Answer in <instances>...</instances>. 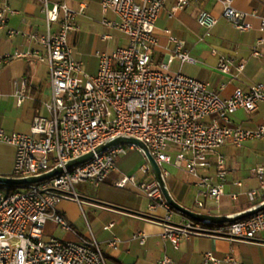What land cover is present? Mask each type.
Masks as SVG:
<instances>
[{
  "label": "built area",
  "instance_id": "built-area-1",
  "mask_svg": "<svg viewBox=\"0 0 264 264\" xmlns=\"http://www.w3.org/2000/svg\"><path fill=\"white\" fill-rule=\"evenodd\" d=\"M45 15L46 32L30 35L41 43L46 52L38 56L49 67L50 98L43 103L48 115L36 114L28 133H6L0 129V143L14 149L11 174L26 177L43 173L52 167L94 150L102 142L117 136H129L141 140L160 166L165 178L172 168L190 174L197 184L206 189L198 190L215 200L223 195L226 170L224 159L217 157L219 182L208 184L198 170L208 167V157L227 143L241 146L246 140H264V124L256 129L232 125L231 116L242 110L251 114L264 102V81L251 85L247 90L235 88L228 98L220 97L208 85L181 72L171 73L170 64L176 59L180 65L195 64L196 59L182 42L170 36L176 45L166 55L159 67L152 55L157 46L155 25L167 0H101L103 15L111 11L114 20L105 16L101 23L118 31L127 39L125 46L111 52L95 50L97 71L89 74L81 61L72 56L68 35L78 32L77 18L82 9H74L64 2L39 0ZM222 5V16L238 31L252 29L247 17H258L255 10L239 11L234 0H214ZM189 0H177L172 14L184 9ZM6 1L0 2V29L6 25L7 16L14 13ZM196 21L206 36L216 26L218 19L201 10ZM55 24L56 29L51 30ZM252 55H260L264 44V17H260ZM26 35L10 29L8 35ZM103 40L110 39L102 34ZM15 53L13 56H19ZM10 56L1 59L6 61ZM238 71L244 64L219 55L217 69L229 74L232 67ZM24 84V81H22ZM21 104L24 95L19 93ZM133 145H117L91 160L64 171L47 180L20 187L10 192L0 189V264H107L99 242L91 236L79 242L56 237L43 239L48 220L65 231L70 225L58 211V204L65 199L81 204L76 187L94 188L102 184L116 169L117 159L125 156ZM138 174L123 175L116 187H135L148 199V209H163L159 217L162 226L160 236L178 249L182 239L193 233H207L232 241H254L255 235L264 232V209L233 223L212 230H196L190 224H175V211L166 203L155 182L149 164L140 165ZM252 174L258 180V188L248 192L251 198L257 194L264 199V167L255 165ZM241 185V183H238ZM236 199V197H234ZM197 202V207H203ZM107 225L104 229H109ZM148 235L137 231L131 239L144 244ZM121 239L113 236L107 246L117 249ZM205 264L222 262L235 264L232 256L219 259L211 252L203 255ZM155 264H172L162 257Z\"/></svg>",
  "mask_w": 264,
  "mask_h": 264
},
{
  "label": "crops",
  "instance_id": "crops-1",
  "mask_svg": "<svg viewBox=\"0 0 264 264\" xmlns=\"http://www.w3.org/2000/svg\"><path fill=\"white\" fill-rule=\"evenodd\" d=\"M2 1H6L15 12L7 16L5 27L0 29V60L10 56L0 63V129L8 134L28 133L36 114L48 115L43 103L50 98L49 67L47 63L38 60V56L44 55L46 49L30 37L46 32L45 15L39 0H0ZM50 1L64 2L74 9L83 10V14L77 18L79 31L68 35V44L72 49L73 58L82 62L87 73L95 74L97 71V59L93 56L95 50L111 52L114 48L127 44L125 36L101 23L104 16L110 20L115 19L111 11L103 15L101 0ZM176 2L177 0H167L157 18V46L152 55L155 65L159 67L164 63L166 55L175 47L176 43L169 40L172 36L184 44L190 55L196 59V63L181 66L175 59L169 70L175 65L174 73L177 70L189 76L183 73V68L185 65L191 66L192 76L189 77L206 83L222 98L230 97L237 87L247 90L251 85L264 81V44L259 48V56L252 55L256 39L260 36L258 28L260 17H264V0H234L233 5L239 11L255 10L258 16L246 18L252 24V29L244 32L235 29L230 21L222 16V5L214 0H189L184 9L172 14ZM201 10L210 12L218 19L209 36L204 34V29L196 21ZM97 18L101 21L96 29H93L90 23L85 24V20ZM81 23L84 27L86 25L85 29L80 30ZM10 29L26 35L9 36ZM55 29L56 25L53 24L51 30ZM114 32L119 36H114ZM100 34H108L111 38L103 40ZM112 41H115V44H112ZM15 53L20 55L15 57ZM219 55L231 57L236 65L243 63L244 69L238 71L234 66L229 74L221 73L217 69ZM19 93L24 95L21 104L17 102ZM231 122L232 125L256 129L264 124V102L251 114L242 110L235 112L231 116ZM218 155L223 157L226 170L223 195L220 199L198 195L199 189L206 191L197 184L198 180L186 172L172 168L167 178L173 182L174 192H170L176 201L201 213L222 216L237 214L263 201L260 194L251 198L248 192L258 188V180L252 174V168L257 164L264 167V140H246L239 147L227 143L209 155L208 167L198 170L201 177L208 179V184L219 182ZM13 160V147L0 143V175L11 174ZM144 162L145 159L140 165ZM116 172V169L110 172L98 187L77 186L80 187H76V192L81 204L65 199L57 206L71 230L65 231L48 220L43 239L56 237L79 242L93 236L99 242L107 264H155L162 257L169 258L172 264H205V252H211L221 260L232 256L235 264H264V232L257 233L254 241H232L225 237L197 232L182 239L178 249H174L169 241L160 236L162 226L158 219L164 215V210L150 211L148 199L133 186L116 187L115 183L122 177L116 176ZM137 175L141 178L140 174ZM88 189L92 191L90 194ZM199 201L204 204L201 208L197 207ZM104 203L126 210L116 209ZM85 212L89 213V217ZM172 220L178 225L190 224L196 230H212L221 225L196 223L176 211ZM107 225L111 227L104 229ZM57 230L63 232L62 238L55 235ZM137 231H144L148 235L144 244L131 239ZM113 236L121 239L117 249L107 246V241Z\"/></svg>",
  "mask_w": 264,
  "mask_h": 264
},
{
  "label": "water",
  "instance_id": "water-1",
  "mask_svg": "<svg viewBox=\"0 0 264 264\" xmlns=\"http://www.w3.org/2000/svg\"><path fill=\"white\" fill-rule=\"evenodd\" d=\"M121 144L133 145L136 149H138L139 152L142 153L144 159L150 166L153 178L155 182L157 183L166 203L173 210L186 216L193 222L201 223V224H212V225L228 224V223H233L235 221L244 219L264 209V200L242 212H239L233 215H226V216L201 213L196 210L183 206L178 201H176V199L171 194L168 188L167 178H165V176L163 175V172L160 166L158 165V163L155 161V159L151 155L148 147L141 140L136 139L134 137H129V136H117L109 140H106L102 142L100 145H98L94 150L89 151L80 156H77L65 162L63 165L58 164L52 167L51 169L43 173H40V174L26 176V177H13L9 175L8 176L0 175V186H3V187L18 186L22 188L30 184H34V183L47 180L51 177L61 174L64 171V169H71L80 164H83L91 160L92 158H94L96 155H100L104 153L105 151H107L108 149L114 146H117V145H121ZM104 204L114 207L116 209L126 210L122 207H117V206L107 204V203H104Z\"/></svg>",
  "mask_w": 264,
  "mask_h": 264
},
{
  "label": "rangeland",
  "instance_id": "rangeland-1",
  "mask_svg": "<svg viewBox=\"0 0 264 264\" xmlns=\"http://www.w3.org/2000/svg\"><path fill=\"white\" fill-rule=\"evenodd\" d=\"M83 19V18H82ZM100 18L97 19H91L90 21L85 20V24L89 25V23L92 25L93 29H96L99 25H100ZM86 25L84 27V24H80V30L85 29ZM98 25V26H97ZM101 35V34H100ZM114 36H119V34H117L116 32L113 33ZM112 44H115V41L111 42ZM175 65H173L171 67V73H174V69H175ZM192 68L191 66L189 67V65H185L183 68V73L192 76ZM175 72H177V70H175ZM144 157L142 155L141 152H139L137 149H133V150H128L127 154L119 159H117L116 162V176H123V175H132V174H137L138 173V169L140 164L143 162ZM77 189H80V187H77ZM96 190V189H94ZM87 191H89V194L92 192L90 189H88ZM85 215H87L89 217V213L85 212ZM84 221V220H83ZM55 235L57 237L62 238L61 236H63V232L57 230L55 232Z\"/></svg>",
  "mask_w": 264,
  "mask_h": 264
},
{
  "label": "trees",
  "instance_id": "trees-1",
  "mask_svg": "<svg viewBox=\"0 0 264 264\" xmlns=\"http://www.w3.org/2000/svg\"><path fill=\"white\" fill-rule=\"evenodd\" d=\"M9 176H13V174H10ZM167 184H168V187L170 189V191L173 193V182L171 181L170 178H167ZM20 187L18 186H9V187H3V186H0V189L1 190H4L5 192H10V191H13L15 189H18ZM224 224H221V225H218V226H223Z\"/></svg>",
  "mask_w": 264,
  "mask_h": 264
}]
</instances>
